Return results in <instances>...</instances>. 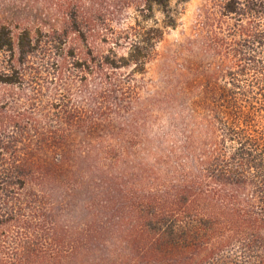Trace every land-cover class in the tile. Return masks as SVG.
Listing matches in <instances>:
<instances>
[{"label": "trees", "instance_id": "1", "mask_svg": "<svg viewBox=\"0 0 264 264\" xmlns=\"http://www.w3.org/2000/svg\"><path fill=\"white\" fill-rule=\"evenodd\" d=\"M188 1L0 0V264H264V0L158 91Z\"/></svg>", "mask_w": 264, "mask_h": 264}, {"label": "rangeland", "instance_id": "2", "mask_svg": "<svg viewBox=\"0 0 264 264\" xmlns=\"http://www.w3.org/2000/svg\"><path fill=\"white\" fill-rule=\"evenodd\" d=\"M204 3L205 0H189L184 6V12L179 20L178 27L175 30L168 31L157 45V57L148 64L145 76V80L152 84L156 90L164 91L169 77H177L187 61L191 63L190 65H195L203 59L199 50L198 26L200 10ZM188 41L191 42L190 52L187 50L189 46ZM204 59V64L212 62L210 56ZM151 95V89L141 92V96L145 100ZM154 113L160 114L158 127H162V131H165L167 126L166 116L157 109H155ZM162 131L157 127H151L150 129L151 134Z\"/></svg>", "mask_w": 264, "mask_h": 264}]
</instances>
